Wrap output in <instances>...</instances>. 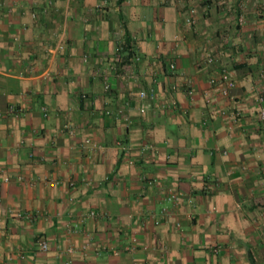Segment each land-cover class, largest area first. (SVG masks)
<instances>
[{"label":"crops","instance_id":"crops-1","mask_svg":"<svg viewBox=\"0 0 264 264\" xmlns=\"http://www.w3.org/2000/svg\"><path fill=\"white\" fill-rule=\"evenodd\" d=\"M237 2L0 0V264H264V26L259 0L238 25ZM219 68L234 100L209 87Z\"/></svg>","mask_w":264,"mask_h":264},{"label":"built area","instance_id":"built-area-1","mask_svg":"<svg viewBox=\"0 0 264 264\" xmlns=\"http://www.w3.org/2000/svg\"><path fill=\"white\" fill-rule=\"evenodd\" d=\"M244 4H245V0H238L237 5H236V23L238 25H243L245 22V12H244ZM194 8L192 6H189L186 10V13L183 17L184 23L188 26H191L192 24H194L195 22V18H194ZM259 16L262 18L263 20V26H264V0H259ZM261 40L264 43V31L263 34L261 36ZM216 61V57L213 55V53L209 52L205 55L204 57V62L206 64H214ZM261 66L262 68H264V60H262L261 62ZM168 67L170 70H174L175 69V63L173 61H170L168 63ZM260 76L263 77L264 76V70L261 69L260 72ZM209 87L214 88L217 87L219 89V91L221 92V95L224 98L230 99V100H234V96L232 94V90L235 88V80L232 78V76L230 75V73L228 72L227 69L225 68H219L217 71V75H213L211 77L208 78L207 80ZM108 85L105 86V88H107ZM255 86H253L254 88ZM178 88L177 84H172L171 89L173 91H176ZM185 90L187 93V97L189 99H193V97L196 94V88L192 82V80H186L185 82ZM156 89L154 87V85H150L149 87L146 88H142L141 90H138L137 95L140 99H146V98H151L154 99L156 96ZM258 92V96H257V100H258V104H259V109H258V119L260 122V125L262 126V128L264 129V93H262L260 91V89H257ZM212 94L210 91V88L204 91V101L206 104H211L212 102ZM163 108H176V101L174 99H169L168 102H165L161 105ZM13 106H10L8 108V112L12 111ZM124 109H127L125 106H118L116 108L115 111V115H123L124 114ZM140 111L144 110V107L140 106L139 107ZM210 112L213 114L214 110L210 109ZM105 114H110L111 109H106L104 110ZM220 115L222 116H226L229 115L232 117L233 120L238 119V117L240 116V111L236 108L232 109V110H228L227 108H221L219 110ZM1 114V113H0ZM124 116V115H123ZM124 119L126 120L127 123H130V118L128 116H124ZM90 141L88 139L84 140V143H89ZM151 145L145 143L144 146L142 147V149H148L150 148ZM2 181H8V179L2 178ZM70 184H73L72 181H70ZM159 195L161 196V198L165 199L166 201L169 202V206H163L161 208V213L162 216H164L165 218H171L172 214L175 212L177 206L179 205V201H180V194L177 191H174L172 189V187H170L168 184L163 183L162 186L159 187L158 190ZM101 212H97L93 209L88 210L86 212H84L81 217L80 220L84 221L87 218H94V217H98V215H100ZM158 221H155V223H157ZM69 229V228H68ZM92 240V236L90 233H85V240L83 242V249L86 250L87 246L90 244V241ZM135 246H130V249H134ZM40 249L42 251H45L48 249V242L46 240H42L40 242ZM218 248H212L213 251H216ZM68 254H73L75 252V248L72 245H69L66 249ZM66 264H69L70 261L67 260L65 262Z\"/></svg>","mask_w":264,"mask_h":264},{"label":"trees","instance_id":"trees-1","mask_svg":"<svg viewBox=\"0 0 264 264\" xmlns=\"http://www.w3.org/2000/svg\"><path fill=\"white\" fill-rule=\"evenodd\" d=\"M130 52L125 56L126 57V59H129L130 58Z\"/></svg>","mask_w":264,"mask_h":264}]
</instances>
